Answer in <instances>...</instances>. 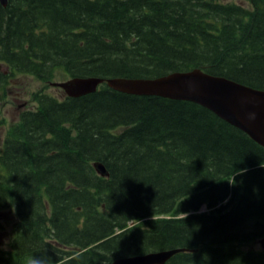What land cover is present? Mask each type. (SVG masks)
<instances>
[{
	"label": "trees",
	"instance_id": "trees-1",
	"mask_svg": "<svg viewBox=\"0 0 264 264\" xmlns=\"http://www.w3.org/2000/svg\"><path fill=\"white\" fill-rule=\"evenodd\" d=\"M250 1L0 3V88L17 74L43 84L0 152V210L16 219L0 264L43 252L52 264H108L173 247L195 251L164 264H264L250 247L264 235V148L247 134L197 103L105 82L78 97L46 90L57 75L195 67L264 89V0Z\"/></svg>",
	"mask_w": 264,
	"mask_h": 264
},
{
	"label": "water",
	"instance_id": "water-1",
	"mask_svg": "<svg viewBox=\"0 0 264 264\" xmlns=\"http://www.w3.org/2000/svg\"><path fill=\"white\" fill-rule=\"evenodd\" d=\"M7 2L0 0L2 6H6ZM102 82L128 94L155 95L197 103L243 131L264 148V89L254 88L223 75L210 74L197 67L155 77L74 76L50 84L60 87L64 95L78 97L94 92ZM93 166L98 175H108L102 162L94 161ZM258 243L264 251V236L258 239ZM183 251L195 249L173 247L118 256L108 264H164L174 254Z\"/></svg>",
	"mask_w": 264,
	"mask_h": 264
},
{
	"label": "rangeland",
	"instance_id": "rangeland-1",
	"mask_svg": "<svg viewBox=\"0 0 264 264\" xmlns=\"http://www.w3.org/2000/svg\"><path fill=\"white\" fill-rule=\"evenodd\" d=\"M220 2H229L232 0H217ZM239 1L247 5L249 9L252 8V3L250 0L247 2L245 0H234ZM4 68V65L0 68ZM68 77H63L57 75L53 77L52 81H62L67 79ZM47 83L46 90L53 95H61L62 90L58 86H53ZM42 82L33 75H20L17 74L9 79V83L4 85L1 89L4 88V96L0 93V149L3 145L5 134L7 127L11 125V123L16 122L19 119L20 113L24 109L33 108L35 106V102L31 99L32 92L38 90L42 86ZM24 107V108H23ZM26 107V108H25ZM16 221L12 211L10 209H6L3 212V216L0 218V223L3 225L0 228V246L4 249H8V242L10 239L11 229L13 227L14 222ZM251 248L255 250H259L260 245L258 241L250 245Z\"/></svg>",
	"mask_w": 264,
	"mask_h": 264
},
{
	"label": "clouds",
	"instance_id": "clouds-1",
	"mask_svg": "<svg viewBox=\"0 0 264 264\" xmlns=\"http://www.w3.org/2000/svg\"><path fill=\"white\" fill-rule=\"evenodd\" d=\"M28 264H52V261L43 253H34L29 257Z\"/></svg>",
	"mask_w": 264,
	"mask_h": 264
},
{
	"label": "flooded vegetation",
	"instance_id": "flooded-vegetation-1",
	"mask_svg": "<svg viewBox=\"0 0 264 264\" xmlns=\"http://www.w3.org/2000/svg\"><path fill=\"white\" fill-rule=\"evenodd\" d=\"M0 68H1V65H0ZM5 71V70H4ZM1 78H4V77H1ZM24 108V107H23ZM26 108V107H25ZM3 123V122H2ZM2 123L0 124V126L2 125ZM3 144H4V142H3ZM2 148H3V145L1 146V149H0V152H1V150H2ZM3 215H1V213H0V218L2 217ZM1 226L3 227V225L0 223V228H1Z\"/></svg>",
	"mask_w": 264,
	"mask_h": 264
},
{
	"label": "bare ground",
	"instance_id": "bare-ground-1",
	"mask_svg": "<svg viewBox=\"0 0 264 264\" xmlns=\"http://www.w3.org/2000/svg\"><path fill=\"white\" fill-rule=\"evenodd\" d=\"M4 86V85H3ZM111 88V87H110ZM113 89V88H112ZM115 90V89H114ZM92 165H93V163H92ZM104 165V164H103ZM93 168H94V166H93ZM95 169V168H94ZM96 171V170H95ZM97 173V172H96ZM98 174V173H97ZM108 176V175H107ZM174 256V255H173ZM170 260V259H169ZM168 262V261H167Z\"/></svg>",
	"mask_w": 264,
	"mask_h": 264
}]
</instances>
